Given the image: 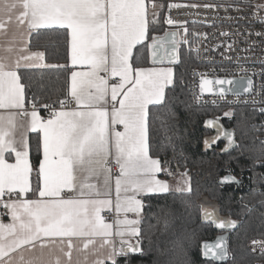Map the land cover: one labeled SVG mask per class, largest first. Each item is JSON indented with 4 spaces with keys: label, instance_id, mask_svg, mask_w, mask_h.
Returning <instances> with one entry per match:
<instances>
[{
    "label": "snow or ice",
    "instance_id": "snow-or-ice-1",
    "mask_svg": "<svg viewBox=\"0 0 264 264\" xmlns=\"http://www.w3.org/2000/svg\"><path fill=\"white\" fill-rule=\"evenodd\" d=\"M149 2L153 9L157 8L155 0ZM181 6L167 4L168 9ZM188 6L217 7L208 3ZM164 7L159 5L160 9ZM159 14L158 11L150 14L145 0H0V30L6 34L9 25L16 26L11 42L0 51V109L6 110L0 113V197L5 192L18 197L0 199L10 218L8 223L0 221V264H73L74 241H82L84 249L92 246L95 256L92 264H118V258L141 251L139 225L143 200L139 197L173 191L166 181L157 178L158 173L168 169L159 158L150 155L149 145V105L158 106L166 100V88L174 84L173 70L133 66L134 49L147 42L150 23H158ZM164 23L178 22L168 15ZM179 23L187 34L185 22ZM48 29L66 30L68 59L73 67L79 65L86 70L70 73L67 92L76 107L67 109L65 101H58L60 108H51L50 118L44 119L39 108L49 110L50 106L41 105L35 95L28 101V86L23 83L21 71L64 67L47 63L46 44L40 45L44 51L31 50L33 36L38 38L40 30ZM178 34L151 36L147 47L154 63L161 49L164 56L160 63L179 61L180 45L190 41H178ZM110 78L118 79L110 83ZM241 87L244 93H251L252 79L248 78L243 85L234 79H202L200 83L201 94L215 92L221 98L230 92L239 95ZM256 94L264 95V84ZM199 99L196 98L197 102ZM29 102L31 111L27 108ZM252 103L255 105L257 101ZM259 111L264 114V107ZM223 116L231 118L233 112H225ZM17 117L26 121L18 139ZM220 120L217 116L203 122V127L213 133L203 137L206 151L221 139L225 140L221 152L237 146L233 130L226 129ZM28 133L37 134L42 154L36 187L30 179L33 167ZM261 145L259 151L264 156V141ZM9 156L15 157L14 163L9 162ZM256 165L264 166V160L254 161ZM217 183L223 187L239 181L226 170ZM113 187L115 211L125 214L117 221L125 227H117L115 231L120 237L119 246L111 239L113 225L101 215L112 208ZM68 192L78 195L69 197ZM175 192L181 196L190 194V177ZM28 193L36 198H27ZM259 203L264 206V199ZM184 204L191 206L187 200ZM128 213L136 218L129 219ZM201 219L217 229H235L240 223L203 208ZM260 219L264 225V213ZM261 237L251 240V248L264 255V233ZM132 238H136L135 243ZM26 251L38 254L26 257ZM201 255L224 260L228 255L226 236L202 242Z\"/></svg>",
    "mask_w": 264,
    "mask_h": 264
},
{
    "label": "trees",
    "instance_id": "trees-1",
    "mask_svg": "<svg viewBox=\"0 0 264 264\" xmlns=\"http://www.w3.org/2000/svg\"><path fill=\"white\" fill-rule=\"evenodd\" d=\"M157 11L160 13L158 23H150L149 39L134 49V67L151 64L147 47L151 36L168 32L162 21L164 8L158 7ZM66 35V30L48 29L40 30L38 38L33 36L32 50L44 51L40 45L46 44L47 63L64 67L21 71L23 83L28 86V101L35 95L40 98L41 105L59 107L58 101L69 100L67 90L73 67L69 65L67 56ZM169 65L174 67V84L166 88V100L161 105H149L150 155L159 158L162 166L168 169V172L159 173L161 177L169 179L180 171L187 172L192 192L184 196L175 191L143 196L141 251L118 258V264H213L211 260L201 258V242L212 240L219 234L210 223L201 221L197 201L203 195L218 203L221 214L240 221V225L227 236L231 260L244 263L258 259L259 256L254 257L249 251L248 242L264 233L260 219L264 206L259 203L264 199L260 195L264 193L263 166H254V161L264 160L259 151L264 134L261 114L246 105L195 103L189 85L190 70L196 66V56L184 46L180 45L179 61ZM27 106L32 105L29 102ZM227 111L233 112L231 118L223 116ZM39 112L45 119L47 110L40 107ZM217 116L235 135L237 146L226 153L221 152L223 141L211 150L202 149L203 137L211 134L203 127V122ZM29 141L33 167L31 181L36 187V171L42 154L36 133L30 134ZM226 170L239 177V185L221 187L217 183ZM254 189L259 191L254 192ZM185 200L190 207L184 204Z\"/></svg>",
    "mask_w": 264,
    "mask_h": 264
},
{
    "label": "built area",
    "instance_id": "built-area-1",
    "mask_svg": "<svg viewBox=\"0 0 264 264\" xmlns=\"http://www.w3.org/2000/svg\"><path fill=\"white\" fill-rule=\"evenodd\" d=\"M165 7L163 13V23L165 17H170L177 21L175 25H168V31L180 34L178 41L188 40L190 44H181L196 56V66L190 70V91L192 99L198 104L237 106L246 105L261 114V126L264 129V114L259 109L264 107V95H257L260 85L264 84V0H159ZM168 3L182 5L179 8L168 9ZM215 4L217 7L205 9L203 7L192 8L191 4ZM231 5V6H229ZM179 22H185L188 29L185 34ZM237 76L249 77L254 84L251 93L226 94L223 98L219 94L203 93L199 90V79L201 77ZM199 97V102L196 98ZM257 103L254 105L252 101ZM67 108L73 106V102L64 100ZM51 108L47 110L45 119L50 118ZM264 141V134L262 136ZM262 174H264V166ZM264 178V175H262ZM239 179V177H236ZM0 199L7 201L11 199L9 195H3ZM101 215L105 219L115 220L118 214L114 210H104ZM0 216L6 217L7 209L0 205ZM128 218L132 217L127 214ZM249 240L248 248L258 259L250 262H233L228 253V257L223 262L213 264H264V255L258 251L253 252L251 248L252 239Z\"/></svg>",
    "mask_w": 264,
    "mask_h": 264
},
{
    "label": "crops",
    "instance_id": "crops-1",
    "mask_svg": "<svg viewBox=\"0 0 264 264\" xmlns=\"http://www.w3.org/2000/svg\"><path fill=\"white\" fill-rule=\"evenodd\" d=\"M158 1L159 0H155V3L157 4V8L156 9H153L152 6H151V3L149 2V0H145L146 6H147V9H148V12L150 14L152 12H154V11H157V9L159 7ZM149 18L151 19V15H150ZM15 31H16V26L14 24L13 25H9L6 34H5V32L3 30H0V51H2L3 48L11 42L12 34ZM32 51H37V50H32ZM69 65L71 67H73L71 65V63H70V60H69ZM154 67L155 68H166V67L172 68V70H173V79H174V67L172 65L165 64V63L158 64V63H152L151 62L150 65L145 66L143 68H154ZM84 70H86L85 67L77 65V66L73 67V70L72 71H84ZM101 75H104V74L101 73ZM117 79L118 78H110V83L116 82ZM69 100L72 101L70 97H69ZM72 102H73V106L72 107H69L67 109H73V108L76 107L75 102L74 101H72ZM31 107L32 106H29V107L27 106V108H28L29 111H31ZM107 107L110 108L111 107V104L109 103L107 105ZM5 111L6 110L0 109V113H4ZM40 116H41V114H40ZM17 124H18V128H17L16 135H17V139H18L19 138V135H20V132H22L24 130V127L23 126H26V121H25V119L23 117H17ZM118 129L119 130H122V128H120L119 126H118ZM30 134L31 133H28L27 134L28 135V139L30 137ZM8 159H9V162L10 163H14L15 162V157L14 156H9ZM29 160H30V152H29ZM30 163H31V160H30ZM157 178L160 179V180H162V181H165V179H166L164 177H161L159 175V173L157 174ZM30 179H31V177H30ZM31 183H32V181H31ZM4 195L11 196V199H13V200L18 198L17 197V194H15V193H11L10 194V193L5 192ZM75 195H78V193H73V192H68L67 193V196H69V197L75 196ZM142 197L143 196H141L139 198L142 199ZM27 198H29V199H35L36 196L35 195H30V193H28L27 194ZM101 198H107V197H101ZM110 198H111V200L113 202V205H112V208L111 209L114 210V212H116L115 211V198H116V194H115L114 187H113V191H112V194H111V197ZM141 213H140V218H141ZM128 214H130L132 216V217H129V219H135L136 218L133 213H128ZM124 215L125 214L123 212H121V213L118 214V217L115 220L106 219V222H108V223H110V224L113 225V236L111 237V239H112V242L116 246H119V244H120V237H118V236L115 235V231H116L117 227H119L121 229H123L125 227L124 225H118L117 224V221L118 220H122L124 218ZM0 221H3L4 223H8V222H10V218H9V216H6V217L0 216ZM139 227H140V225H139ZM135 242H136V238H132V243H135ZM74 243L76 244V249L73 250V254H72L73 264H76L77 261H79L80 264H92V261L95 259V256L92 253V246H89L88 249H84L83 248V242L82 241H74ZM99 244H100V240H99V238H97V240H96V247H99ZM34 254H38V252L37 253H30V252H27V251L25 252V256L26 257L29 256V255H34ZM45 258L46 259H50V257L47 256V255L45 256Z\"/></svg>",
    "mask_w": 264,
    "mask_h": 264
},
{
    "label": "water",
    "instance_id": "water-1",
    "mask_svg": "<svg viewBox=\"0 0 264 264\" xmlns=\"http://www.w3.org/2000/svg\"><path fill=\"white\" fill-rule=\"evenodd\" d=\"M166 33H173V31H168V32H166ZM165 34V33H164ZM164 34H161V35H157V37H162V36H164ZM164 56V50L163 49H161L160 50V52L158 53V56H157V58H156V61H155V63H158V64H160V59L162 58ZM150 59H151V62L152 63H154L153 62V57L150 55ZM165 64H173V63H167V61H165L164 62ZM177 63V62H176ZM175 64V63H174ZM249 77H237V76H219V77H201L200 79H199V90H200V92H201V89H200V83H201V80L202 79H207V80H210V81H215L216 79H234V80H236V81H238V82H240L242 85L243 84H245L246 83V81H247V79H248ZM208 87H210V88H214L215 87V85H209ZM239 92L240 93H244L243 92V88L241 87L240 89H239ZM204 93H213V94H217V93H215V92H208V91H205ZM231 93V92H230ZM230 93H227V94H230ZM220 123L222 124V122L220 121ZM224 126V125H223ZM225 127V126H224ZM226 129H231V128H227V127H225ZM210 135H213V133L211 132V134H209V136ZM234 138H235V135H234ZM220 141H223L224 143H223V147L221 148V149H223L224 147H225V140L224 139H221ZM236 141V140H235ZM218 144V143H217ZM216 144V145H217ZM215 146V145H214ZM236 146H233V147H231L228 151H230V150H232V149H234ZM202 149H203V151H206L205 149H204V145H203V143H202ZM228 151H226V152H228ZM226 152H223V153H226ZM231 175H233V174H231ZM224 176V175H223ZM234 176V175H233ZM236 177V176H235ZM238 180V179H237ZM239 181V180H238ZM240 183V182H239ZM233 184H236V183H233ZM236 185H239V184H236ZM197 204L200 206V212H201V214H202V208L203 209H207V210H214L215 212H216V215H218L219 217H221V218H225V219H232V220H235V219H233V218H231V217H229V216H227V215H223V214H221V212H220V207H219V205H218V203L216 202V201H214V200H210L209 199V197L207 196V195H203L198 201H197ZM201 221H202V219H201ZM236 221H238V220H236ZM240 222V221H239ZM204 223V222H203ZM239 225H240V223H239ZM213 226V225H212ZM213 228H214V230H216V231H218L219 232V234L218 235H216V237L214 238V239H212V240H204V241H202V242H214V241H216V239L218 238V237H220V236H226V246H227V249H228V243H227V236H228V233L229 232H231V231H234L235 229H217V228H215L214 226H213ZM202 242H201V244H202ZM228 253H229V250H228ZM227 257H228V255H227ZM226 257V258H227ZM201 258L203 259V260H211V261H214V262H221V261H225L226 260V258L224 259V260H221V261H216V260H214V259H211V258H208V259H206V258H203L202 257V255H201Z\"/></svg>",
    "mask_w": 264,
    "mask_h": 264
},
{
    "label": "rangeland",
    "instance_id": "rangeland-1",
    "mask_svg": "<svg viewBox=\"0 0 264 264\" xmlns=\"http://www.w3.org/2000/svg\"><path fill=\"white\" fill-rule=\"evenodd\" d=\"M178 37L180 39V34H178ZM228 112V111H227ZM185 172L183 171H180L178 173H176L175 175H173L172 177H170L168 180L165 179V181L167 182V184L169 185V187L175 191V189L178 187V186H183V182L185 180H187L189 178V176H185L184 175ZM249 243V242H248ZM249 249V248H248ZM253 255V254H252ZM254 256V255H253ZM255 257V256H254Z\"/></svg>",
    "mask_w": 264,
    "mask_h": 264
},
{
    "label": "bare ground",
    "instance_id": "bare-ground-1",
    "mask_svg": "<svg viewBox=\"0 0 264 264\" xmlns=\"http://www.w3.org/2000/svg\"><path fill=\"white\" fill-rule=\"evenodd\" d=\"M70 101V100H69Z\"/></svg>",
    "mask_w": 264,
    "mask_h": 264
}]
</instances>
